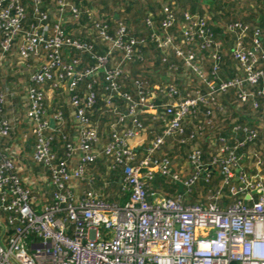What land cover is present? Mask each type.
I'll return each instance as SVG.
<instances>
[{
  "label": "built area",
  "instance_id": "obj_1",
  "mask_svg": "<svg viewBox=\"0 0 264 264\" xmlns=\"http://www.w3.org/2000/svg\"><path fill=\"white\" fill-rule=\"evenodd\" d=\"M36 2L40 4L41 0ZM55 3L59 12H64L68 6L65 0ZM71 9L77 16L95 19L92 14L79 12L73 5ZM163 12L164 31L152 38L161 50L172 46L173 39L166 32L176 21L168 7H164ZM40 16L42 21L47 19L43 12ZM23 18L24 10L18 0H0V29L4 34L0 44V70ZM184 19L185 42L195 38L203 40L201 47L211 52L214 61L212 80H208L199 68L192 67L194 55L191 51L185 53L174 48L175 54L184 61L186 68H193L199 74L209 92H196L193 96L176 99L177 90L166 84L161 92L168 102L158 106L154 95L141 86L139 89L137 82L138 100L127 96L130 108L127 114L110 123L106 142L74 92L80 81L97 74L105 76L108 88L119 91L117 80L125 72L124 63H130L136 55L135 42L127 38L126 28L120 27L111 37L105 23H94L100 39L110 46L108 55L99 54L85 38L67 37L59 24L52 30L51 38H48V26L29 37L21 50V67L29 68L26 62L31 54L40 56L41 50L35 48L36 44L44 43L45 50L49 51L48 59L29 73L26 118L36 138L34 163L47 168L51 176L24 177L17 162L19 152L8 151L0 143V212L10 215L7 223L0 218V264H264V158L255 154V173L249 174L241 168L243 157L223 147L220 151L228 155L206 165L202 149L195 144L198 137L192 134L183 139V123L190 110L200 104H215L219 92L233 89L243 103L250 101L251 95L246 88L256 86L264 78L258 58L260 32L256 33L253 47L248 49L242 43L248 27L240 23L230 26V31L238 36L233 56L241 65L244 76L220 81L221 43L213 40L204 17L186 12ZM153 23L151 15L147 24L153 26ZM65 46L86 50L95 60L94 65L80 70L76 60L65 61L61 53ZM115 50L123 53L118 63L111 57ZM1 83L0 72V141L8 138L12 130L11 122L3 112L7 95L1 90ZM48 88H65L75 109L78 142L68 144L63 157L57 156L52 149V119L46 103ZM86 100L87 107L93 106L95 94L90 92ZM105 103L107 107H113L111 97L106 98ZM254 107L258 108L256 102ZM140 112H147L153 120L164 123L162 133L152 140L143 154H139L138 147L149 129L137 120ZM53 118L63 124L62 112ZM127 118L132 120L130 126ZM245 131L248 132L246 140L237 148L253 143L257 137V132L247 127ZM174 137H179L182 144H195L188 157L190 174L176 170L171 159L157 157L166 141ZM224 142L220 139L212 145L220 146ZM102 158L111 160V168L124 167L123 190L129 198L123 206L108 203L103 193L93 189L75 193V189H81L84 184L93 186L96 183L88 175V168ZM211 167H221L222 181L216 190L206 193L203 204L186 205L185 195L172 199L153 190L152 183L160 173L176 183L182 182L185 192L191 193L200 181H209ZM236 168H239L238 173L234 172ZM44 186L55 189L49 204H43L39 198ZM225 189L237 201L220 206L219 202L225 199Z\"/></svg>",
  "mask_w": 264,
  "mask_h": 264
},
{
  "label": "trees",
  "instance_id": "obj_2",
  "mask_svg": "<svg viewBox=\"0 0 264 264\" xmlns=\"http://www.w3.org/2000/svg\"><path fill=\"white\" fill-rule=\"evenodd\" d=\"M65 1L68 6L65 8L64 12H59V10L56 9V0H41L40 4L37 3L36 0H18L19 5L24 10V18L21 20L19 33L13 38L10 50L6 52L5 55L6 58H8L11 54H15L20 61L22 47L30 36H33L35 32L41 33L43 30L42 28L48 26V38H51V32L58 24L67 37L85 38L91 42L99 54L108 55L110 46L100 39L99 34L94 29V23H97L98 21L105 23L107 25V33L111 37H114L118 29L124 26L127 30V38L133 39L135 42L134 48L136 49V55L130 63H124L125 72L117 80L119 91L116 92L111 88H108L109 84L107 83L105 76L103 74H97L96 76L86 77L80 81L74 92V95L82 100L86 115L93 124L98 126V129L104 127L108 122L111 123L112 121L117 120L118 116L127 114V111L130 108L127 96L131 97L133 100H138L140 92L138 86L139 89L141 86L145 91L153 94L156 105L158 106H162L168 102V98L164 99L161 92L162 86H165L166 84L175 87L178 92L176 99L193 96L196 92H201L202 94H207L209 92L207 84L193 68H199L207 76L208 80H212L214 61L212 60L209 49L201 47L204 43L203 40L195 38L192 41L185 42L183 26L185 25L184 13L186 12L204 17L207 28H210L212 32L213 40L222 43V49L220 52L221 60L219 62L220 71L218 75L220 81H223L222 75H224L226 80H234L244 76L241 65L233 56L234 50L238 44V36L236 32H231L229 29L230 26L238 23L248 27L242 38V43L248 49L253 47L256 33L258 31L260 32V36L258 37V40L261 43V49L258 54L259 68L264 71V0H255V3L252 2V0H248L247 9L251 10L252 7H255L254 10L249 11L248 16H244L242 11H240L239 15H231V11H235V0H163L168 1V3L163 4L162 6L161 4L154 2V0H93L94 4L88 0ZM71 5L77 7L81 13L87 12L88 15L92 14L95 19L92 20L91 17L86 15H75L71 9ZM164 7H168L169 10L174 13L176 21L166 32V35H170L173 39L172 46L168 49L161 50L152 38L154 35H161L164 31L161 23L164 17ZM37 9H39V13L37 12ZM40 12L47 15L46 20H41ZM13 14L14 12H12V15ZM151 15L154 19V23L153 26H148L147 20ZM80 25H84L85 31L90 28V30L86 31L87 34L79 33L81 30L76 31L75 35L72 34L71 32L75 29H80ZM3 39L4 34L0 29V44ZM35 48L41 50L40 56H34L31 54L26 62L29 68L22 66V70H20V76H25L26 79H28L31 70L36 69L40 62L48 59L47 56L49 55V51L45 50L44 43L40 42L36 44ZM174 48H179L185 53L191 51L194 55L192 59L193 68L185 67L184 61L179 59L175 54ZM61 53L65 61L76 60L78 62V69L80 70H85L86 68L93 66L95 63V60L92 59V56L86 50L65 46L61 49ZM111 57L118 63L121 61L123 53L119 50H115L111 53ZM154 58L156 60H153ZM236 63H238V66H236ZM229 67H232V69L230 72L226 71V73L225 68L228 69ZM185 68L187 69L188 76L185 74L180 75ZM3 69L4 68L2 67L0 70L2 81ZM149 69L152 70L149 72ZM178 72H180V74ZM176 74H179V76ZM164 77L168 80L165 81ZM15 80L17 79H14L13 81ZM89 86H91V88H89ZM1 90L4 92L2 84ZM246 90L251 95V99L248 102L243 103L235 90L230 89L227 92H219L216 96L217 101L215 104H200L196 109L190 110L189 115L183 123L185 131L183 139H188L192 134L198 137L197 139L200 141V145L197 141L195 143L202 149L204 164L210 165L214 159H220L227 156V152L222 153L220 151L223 147H227L234 151L236 156L243 157L241 164L249 174L255 173L254 164L257 161L256 156L262 159L264 158V151L258 150L259 148L257 147L260 145V141L264 138L261 129L255 126L253 128L245 125L250 122L249 120L253 121L255 117L258 118L259 116L264 115V96L262 95V92L264 91V78L261 79L256 86H248ZM90 92L95 94L96 102L93 106L87 107L86 97ZM118 93L122 95L119 96ZM108 97L112 98V108L106 106L105 99ZM224 102H229L228 108L225 107L226 109H223L222 106ZM255 102L258 104V108L254 107ZM67 107H72L70 102L67 104L66 108ZM3 112H5V110ZM59 112H62L63 114L66 113L65 107L63 111ZM74 113L75 109L73 108V119L70 120L67 126L69 130L66 131L64 135H56L53 140L52 149L57 156H64L67 145L75 143L72 140V133L74 129H77L78 123L74 117ZM216 114L231 115L237 120L236 122L238 124L245 127L247 126L249 130L257 132V137L254 142L246 143L244 146L237 148V145L240 142L246 140L248 132H237L235 134L232 133L231 135L232 130H227L226 126L223 128L224 125L218 122V119L215 116ZM152 118L153 116L147 112H140L137 116V120L143 122L147 127L148 123H153V127H157L156 131L150 129L152 130L151 135L155 138L157 134L160 135L162 133L164 123L162 120H153ZM131 123L132 120L127 118V124L130 126ZM208 134H215L217 137L216 143H218L220 139L225 140V142L220 146H209L206 142ZM174 138V141H171L170 139L166 141L157 153V157L173 158L174 152H171V154L169 149L176 148L177 146L178 149H181V152L185 151L182 149L183 147L181 145H177V143H181V139L179 137ZM4 140L2 139L0 141L2 146ZM186 144L188 145L189 143ZM60 148H63L62 153ZM139 154L143 153L139 152ZM40 168L45 171L47 169L44 166H41ZM209 172L211 173L209 181L207 182L203 179L198 184L197 189L191 193L184 192L179 194L175 182H172L160 173L156 174L152 187L154 191L172 199L177 198L179 195H185L184 203L186 205L203 204L205 202L204 195H206L209 190H216L222 181L221 167H211L209 168ZM122 173L124 174V167L117 166L115 174ZM88 175H90L89 171ZM105 178L107 179V176ZM107 182L105 184H107ZM114 185L115 183L112 184V186ZM106 188L110 189V185H107ZM223 191L225 199L219 202L220 206H227L237 201V198L228 194L227 189ZM113 197V195H110L106 201L110 204H118L117 200ZM9 216L10 215L5 212H0V218L2 220H7Z\"/></svg>",
  "mask_w": 264,
  "mask_h": 264
},
{
  "label": "crops",
  "instance_id": "obj_3",
  "mask_svg": "<svg viewBox=\"0 0 264 264\" xmlns=\"http://www.w3.org/2000/svg\"><path fill=\"white\" fill-rule=\"evenodd\" d=\"M76 31H80V29H75L74 31H72V34H76ZM81 33V32H79ZM222 45V43H221ZM236 66H238V63H236ZM232 69V67H229L228 69L225 68V72H230V70ZM226 72V73H227ZM15 76V79H17L16 81H12L9 84L4 85V82L2 81V89L4 90V92L7 95V105L5 107V114L6 117L9 119V121L11 122V126H12V130L10 133V136L8 138H4L3 140V147L4 149L8 150V151H18L19 155L17 156V162L18 165L21 167L22 169V174L24 177H31V176H35L36 178H39V176L41 175H45L46 177H50V171L46 169V171L42 168H40L41 166H37L34 163L33 160V153H34V149H35V145H36V138L33 135L32 132V125H30L29 120L26 118V112L28 109V96H27V83L24 85L25 88V97H26V107L23 108L22 111H20L18 108H15L13 103H14V99L17 98V96L20 95L17 94V92L15 91H19V89L23 86V82H22V86H20V79L22 76H20V72L19 70H17ZM179 76V74H176ZM3 76V75H2ZM177 76V77H178ZM18 77V78H17ZM223 80H226V78L224 77V75H222ZM171 79V78H170ZM164 80H168L167 78L164 77ZM14 84H16V89L14 88ZM6 85H9V89L7 88ZM49 87V86H48ZM23 88V87H22ZM71 95L67 93V91L65 90V88H59V89H55V90H51L50 88L47 89V106H48V115L50 117V119H54V115L59 112V111H63L64 107L66 109V113L63 114L64 116V121L63 124L57 122L56 120L54 121V126L51 125V129H50V133L53 136V138H55V136H61L64 135V133L66 131L69 130V128L67 127L70 120L73 119V108H66L67 104L70 102V97ZM71 103V102H70ZM228 104L229 102H224L223 109H226L225 107L228 108ZM72 106V105H71ZM222 109V108H221ZM149 114V113H148ZM218 119V122L223 124V128H225V126L227 127V130H232L231 131V135L232 133H237V132H245L246 127L242 126L240 124H238L236 121V119H234L231 115H220V114H216L215 115ZM262 117H264V115L259 116L258 118H254V120H249L250 122L248 125L250 127H257L259 129H261L263 136H264V127L260 126L261 124L264 125V123H262ZM22 120V124L18 123L15 124V121H19ZM51 120V121H52ZM116 121V120H115ZM113 122V121H112ZM152 130H157V127H153V123H150ZM17 125V127H16ZM109 125L110 123L108 122L107 124L104 125V127H100L99 132L100 135L103 138V142H106V138L108 136L109 133ZM150 126V125H149ZM72 129V127H71ZM152 130H149L148 133L150 134H146L144 136V141L141 140V142L139 143V152L140 153H144L145 149L150 145V143L152 142V140L154 139V137L151 135L152 134ZM158 135V134H157ZM156 135V136H157ZM216 136L215 134H208V138L206 139L207 145L211 146L212 144L215 143L216 141ZM67 139V137H66ZM176 139V138H174ZM68 140V139H67ZM72 140L73 142H78V131L77 129L73 130L72 133ZM171 141H174L173 138L170 139ZM201 140V139H200ZM239 140V139H238ZM72 142V141H71ZM199 142L200 145V141ZM239 142V141H238ZM176 143V142H175ZM196 144V143H195ZM194 143L192 144L193 146L195 145ZM177 145H181L182 149H184V152H181V149H178L177 147L172 149H169L170 153L174 152L173 158H171L173 164H174V168L178 171H183L184 170V174H190V168L188 166V155L191 151V147L192 145L190 144H178ZM214 147V146H213ZM258 150H263L264 151V138L260 141V145L257 146ZM61 153L63 152V148H60ZM179 150V151H178ZM172 154V153H171ZM63 157V155H60ZM26 162V163H25ZM32 163V167L35 168L36 171H32L33 168H29V170H27V166H25L27 163ZM182 162V164H181ZM30 163V164H31ZM111 160L107 161L104 158L100 159L95 165H91L88 168L89 171V176L94 178L96 180V183L93 186H89L88 184H84L81 189H75V193L76 194H82L83 191L88 190L90 188H93L96 191H99L101 193H103L104 197L107 199L108 197H110V195H113L116 200L117 203L121 206L125 205V203L128 201L129 198V194L127 192H125L123 190V177L124 174H115L116 168H111L110 166ZM243 167V169L245 170V167L241 164V168ZM238 169L236 168L234 169L235 173H238ZM46 172V173H45ZM107 176V179L105 178ZM34 178V177H31ZM171 180V179H170ZM108 181V182H107ZM172 182H174L173 180H171ZM107 182V184H105ZM110 182V183H109ZM114 186H112V184H114ZM105 184V186H104ZM176 186L178 187V191H179V186L177 185V183L175 182ZM107 185H110V189L106 188ZM45 187V188H44ZM42 188H44V190L42 191L43 193L41 195H39L40 197V201L43 202V204H49L53 201V193L55 191V189H53V187H47L44 186ZM111 191H109V190ZM197 189V188H196ZM185 192V188L183 186V190L182 192L179 191V194H182ZM205 196V195H204ZM4 223H7V220H3ZM0 231H1V227H0Z\"/></svg>",
  "mask_w": 264,
  "mask_h": 264
},
{
  "label": "rangeland",
  "instance_id": "obj_4",
  "mask_svg": "<svg viewBox=\"0 0 264 264\" xmlns=\"http://www.w3.org/2000/svg\"><path fill=\"white\" fill-rule=\"evenodd\" d=\"M89 2H91V3H93L94 4V1L93 0H88ZM158 0H154V2H156V3H159V4H161V6L163 5V4H166V3H168V1H163V0H159L158 2H157ZM257 1V0H256ZM255 0H252V2H256ZM235 3H236V5H235V11H231L232 13H231V15L232 16H236V15H239V13H240V11H242L243 12V15L244 16H248L249 14V11H251V10H254L255 9V7H252V9L251 10H248L247 8H248V0H235ZM210 5H211V3H210ZM99 10V9H98ZM230 10V9H229ZM80 30H81V33H86V31L87 30H90V28L89 29H87L86 31H85V28H84V25H80ZM87 34V33H86ZM86 37H88V36H86ZM153 60H156L155 58L153 59ZM4 69H3V82H4V85H5V83L6 84H9V83H11L15 78V75H16V72H17V70H19V72H20V70H22V67L20 66V64H19V60H18V58L16 57V55L15 54H11L10 56H8V58H7V60H5L4 61V67H3ZM153 69H154V67H153ZM152 69H149V72L151 71ZM183 71V72H182ZM181 72H182V74H180V72H178L180 75H183V74H185V75H187L188 76V73H187V69L185 68V70H182ZM175 73V72H174ZM21 79V81H20V86H22V82H23V88L21 87L20 89H19V91H15V92H17V94H19L20 93V95L19 96H17V98L16 99H14L15 101H14V103H13V105H14V107L15 108H18L20 111H22L23 110V108L24 107H26V97H25V88H24V85L27 83V79L25 78V76L24 77H21L20 78ZM16 81V80H15ZM7 86V88L9 89L10 87H9V85H6ZM16 84H14V88L16 89ZM262 123H264V117H262ZM18 123H21L22 124V120L20 119L19 121H15V124H18ZM150 125V126H149ZM151 125L152 124H149L148 123V129L150 130V128H151ZM260 126H262V127H264V125L263 124H261ZM16 127H17V125H16ZM26 163V162H25ZM31 163V162H30ZM30 163H27L25 166H27V170H29V168H33L32 167V163L30 164ZM181 164H182V162H181ZM32 171H36L35 170V168H33V170ZM31 177H34V178H36L35 176H31Z\"/></svg>",
  "mask_w": 264,
  "mask_h": 264
},
{
  "label": "water",
  "instance_id": "obj_5",
  "mask_svg": "<svg viewBox=\"0 0 264 264\" xmlns=\"http://www.w3.org/2000/svg\"><path fill=\"white\" fill-rule=\"evenodd\" d=\"M51 125L54 126V121H51ZM177 185L179 186V191L182 192L183 190V183L182 182H177Z\"/></svg>",
  "mask_w": 264,
  "mask_h": 264
}]
</instances>
